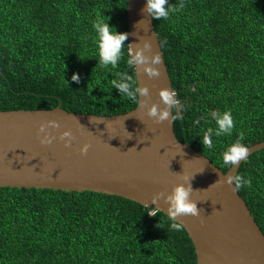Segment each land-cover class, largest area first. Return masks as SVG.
<instances>
[{"label": "trees", "instance_id": "obj_1", "mask_svg": "<svg viewBox=\"0 0 264 264\" xmlns=\"http://www.w3.org/2000/svg\"><path fill=\"white\" fill-rule=\"evenodd\" d=\"M153 19L183 105L175 133L224 172L222 152L243 135L264 141V0H169ZM127 0H0V110L50 109L118 115L136 108L112 86L121 73L138 86L130 44L116 67L98 63L94 22L128 33ZM181 4L183 7H181ZM78 75V81L72 75ZM230 110L231 134L201 140L213 111ZM177 111L174 108V113ZM197 121H199L197 123ZM239 190L264 232V148L245 160ZM150 211H155L150 214ZM119 195L0 187V264H198L185 227Z\"/></svg>", "mask_w": 264, "mask_h": 264}, {"label": "water", "instance_id": "obj_2", "mask_svg": "<svg viewBox=\"0 0 264 264\" xmlns=\"http://www.w3.org/2000/svg\"><path fill=\"white\" fill-rule=\"evenodd\" d=\"M128 40L132 55L143 50L145 61L135 65L139 94L133 110L118 115L70 112L60 106L50 109L0 110V187L53 188L66 191H96L123 196L169 215V196L177 185L191 187L190 199L200 214H182L176 221L192 239L198 264H264V232L246 199L225 177L237 174L250 155L264 148V141L248 147L246 159L224 172L209 157L175 133L171 118L157 122L148 114L161 102L160 90L175 93L153 18L146 0H127ZM149 41L151 48H145ZM155 53L160 63L152 64ZM153 67L159 75L149 76ZM177 98V97H176ZM170 116L174 107H168ZM53 136L42 144L39 125ZM71 130L66 146L60 133ZM88 143L86 153L80 149Z\"/></svg>", "mask_w": 264, "mask_h": 264}, {"label": "clouds", "instance_id": "obj_3", "mask_svg": "<svg viewBox=\"0 0 264 264\" xmlns=\"http://www.w3.org/2000/svg\"><path fill=\"white\" fill-rule=\"evenodd\" d=\"M181 7L183 5L181 4ZM176 8H173L169 0H146V11L149 16L153 19L167 18L171 12L176 11ZM93 29L96 33V44L98 48V63L101 66L107 67L111 65L116 67L118 62L122 57V49L124 46V41L127 39L128 33L118 32L115 27L110 25L108 22H105L103 19H97L93 24ZM145 48H151L149 41H145ZM143 50L136 51L134 55L129 56L127 64L129 66L139 65L144 63L145 57L142 55ZM160 63V55L155 53L152 58V64L157 65ZM149 76L159 75V71L156 68L148 67L147 68ZM73 81H78L79 77L76 74L72 75ZM133 77L128 73H121L119 80H112V86L117 88L121 93H123L127 98L132 101H136L137 94L147 95V89L142 87H135L133 90ZM161 97V102L168 106L174 107L177 109L175 113L170 112L168 107L159 108L158 105H153L149 108L148 114L156 118L157 122L164 121L171 118V121L182 119L183 105L180 104V101L176 98L175 93L170 89H162L159 92ZM211 117L214 119L216 127L213 129L209 127L203 135L201 140L202 144L208 148L213 147L212 137H220L222 135L231 134L234 127V120L230 110L224 111H213ZM199 121H197L198 123ZM47 126L53 128L59 127V124L56 120H47L39 125L38 133L44 132V135L40 138L42 144H49L53 140V136L49 135L45 131ZM64 140L66 146L71 144L73 135L71 130H65L60 133V139ZM243 135L236 139L233 143L228 145V147L222 152V159L225 165L234 166L239 164L242 160L246 159L248 156L249 149L242 143ZM89 144L85 143L80 151L81 153H86ZM225 183L233 185L234 190L240 189L243 185L250 183V180L239 174L228 175L225 177ZM191 187H185L180 184L177 185L172 193L166 197L168 202V214L173 223L171 227L173 229H180L181 224L176 221V217L182 214H191L197 216L200 214V210L197 208L196 202L190 199ZM158 209V208H157Z\"/></svg>", "mask_w": 264, "mask_h": 264}, {"label": "built area", "instance_id": "obj_4", "mask_svg": "<svg viewBox=\"0 0 264 264\" xmlns=\"http://www.w3.org/2000/svg\"><path fill=\"white\" fill-rule=\"evenodd\" d=\"M155 211H150V214H153Z\"/></svg>", "mask_w": 264, "mask_h": 264}]
</instances>
